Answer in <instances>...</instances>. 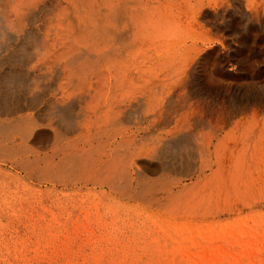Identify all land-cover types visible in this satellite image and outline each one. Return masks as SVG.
<instances>
[{
	"label": "bare ground",
	"instance_id": "obj_1",
	"mask_svg": "<svg viewBox=\"0 0 264 264\" xmlns=\"http://www.w3.org/2000/svg\"><path fill=\"white\" fill-rule=\"evenodd\" d=\"M22 207L264 229V0H0V208Z\"/></svg>",
	"mask_w": 264,
	"mask_h": 264
},
{
	"label": "rangeland",
	"instance_id": "obj_2",
	"mask_svg": "<svg viewBox=\"0 0 264 264\" xmlns=\"http://www.w3.org/2000/svg\"><path fill=\"white\" fill-rule=\"evenodd\" d=\"M34 209L0 208V264H264L263 228L219 222L204 209L181 223L168 214L115 220L86 211L56 223Z\"/></svg>",
	"mask_w": 264,
	"mask_h": 264
}]
</instances>
